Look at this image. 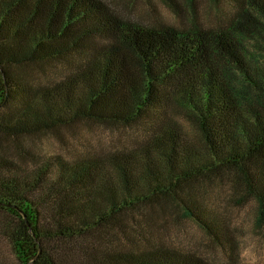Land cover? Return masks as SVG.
<instances>
[{
	"label": "trees",
	"instance_id": "1",
	"mask_svg": "<svg viewBox=\"0 0 264 264\" xmlns=\"http://www.w3.org/2000/svg\"><path fill=\"white\" fill-rule=\"evenodd\" d=\"M227 3L217 25L181 29L100 0H0V238L17 264H206L159 235L169 216L228 251L208 210L220 185L264 220V0ZM49 64L62 65L49 84L16 73ZM83 121L139 144L53 169L21 148Z\"/></svg>",
	"mask_w": 264,
	"mask_h": 264
},
{
	"label": "rangeland",
	"instance_id": "2",
	"mask_svg": "<svg viewBox=\"0 0 264 264\" xmlns=\"http://www.w3.org/2000/svg\"><path fill=\"white\" fill-rule=\"evenodd\" d=\"M100 1L117 15L155 27L171 25L182 29L194 23L211 27L232 13L227 0H173L176 11L168 7L164 0ZM61 68L62 65L49 64L41 71L35 65L16 73L32 85L40 86L57 78L62 72ZM137 138L131 128L83 121L48 132L38 139H23L21 148L42 161L47 159L52 162L53 169L57 161L69 163L87 155L97 156L136 148L139 144ZM8 153L12 160L23 164L22 169L33 170L34 167L27 163L30 160L28 155L22 159V152L14 148ZM207 198L210 213L226 225L232 242L228 251L227 246L216 248L193 222L176 224L169 216H164L162 220V223H167L162 225L165 229L159 235L162 241L189 255L200 257L206 264H264V220L257 222L258 210L253 198L246 197L239 201L232 187L221 185L213 187ZM0 264H17L8 244L1 238Z\"/></svg>",
	"mask_w": 264,
	"mask_h": 264
}]
</instances>
